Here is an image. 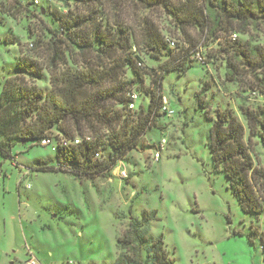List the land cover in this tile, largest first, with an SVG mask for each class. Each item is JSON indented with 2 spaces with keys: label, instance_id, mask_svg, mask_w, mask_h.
Returning <instances> with one entry per match:
<instances>
[{
  "label": "trees",
  "instance_id": "obj_1",
  "mask_svg": "<svg viewBox=\"0 0 264 264\" xmlns=\"http://www.w3.org/2000/svg\"><path fill=\"white\" fill-rule=\"evenodd\" d=\"M13 1V9L19 11L22 2ZM71 1L73 7L66 12L52 13L51 21L57 25L50 39L36 37L29 54L19 47L16 72L1 82L3 157L15 161L11 149L17 143L32 140L46 146L41 141L50 139L54 156L34 160L29 169L87 178L113 174L129 152L143 145L149 129L157 128L164 136L157 119L169 117L162 110L161 91L167 72H184L194 62L207 66L206 46L214 42L221 44L225 57V79L246 85L251 95L264 92V42L241 38L252 28H264V0ZM165 20L164 29L178 33L182 41L163 32ZM141 49L157 61L156 66L147 69L141 64L137 55ZM46 73L48 89L35 84L44 81ZM146 73L152 78L147 86ZM144 94L149 95L146 105L141 101ZM195 98L203 108L200 93ZM238 110L239 114L218 108L207 116L211 159L225 174L241 210L260 217L264 162L252 146L260 143L264 155V95L251 103L243 97ZM148 223V218L130 221L117 239L115 264H172L163 236L151 235L144 226ZM254 237L264 253V226L251 228L250 239Z\"/></svg>",
  "mask_w": 264,
  "mask_h": 264
},
{
  "label": "rangeland",
  "instance_id": "obj_2",
  "mask_svg": "<svg viewBox=\"0 0 264 264\" xmlns=\"http://www.w3.org/2000/svg\"><path fill=\"white\" fill-rule=\"evenodd\" d=\"M20 1L16 11L13 0H0V91L3 78L16 72L19 47L29 54L36 37L50 39L57 25L52 13L73 7L71 0ZM167 25L161 22L163 32L182 41L164 29ZM241 38L262 43L264 28H252ZM220 48L217 42L206 46L207 66L194 62L184 72H167L161 91L172 112L157 119L166 143L160 149L161 131L149 129L143 145L113 174L87 178L29 169L34 160L54 156L53 145L32 140L12 147L15 161L0 154V264H27L29 253L40 264H115L117 239L131 220L143 218L151 235L163 236L172 264H264L258 238L250 239L252 227L263 228L264 215L242 211L225 174L214 167L207 117L226 107L239 114L243 97L256 102L264 92L251 95L246 85L227 81ZM137 55L147 69L156 66L146 50ZM145 78V86L151 85V75ZM35 84L48 89V74ZM148 100V94L141 95L143 104ZM252 148L264 162L262 145Z\"/></svg>",
  "mask_w": 264,
  "mask_h": 264
},
{
  "label": "built area",
  "instance_id": "obj_3",
  "mask_svg": "<svg viewBox=\"0 0 264 264\" xmlns=\"http://www.w3.org/2000/svg\"><path fill=\"white\" fill-rule=\"evenodd\" d=\"M233 37H235V34H233ZM136 94H133L132 95V98H134V99H136ZM168 104H167V101H166V99L164 98L163 99V105H162V110L163 111H165L166 113H171L172 111L168 108V106H167ZM130 107H133V103H131L130 105H129ZM78 140H75V142H77ZM51 142H50V139H43L42 141H41V144H43V145H49ZM166 143V140H165V138L163 137L162 139H161V141H160V149H162V147L164 146V144ZM155 156L156 157H159V152H157L156 154H155ZM118 167V170H120L119 169V167H120V164H118L116 167H115V169ZM114 169V170H115ZM122 172H120V174L122 175V177H126L127 176V174L125 173V171L122 169L121 170ZM27 264H40L39 263V261L37 260V258L35 257V255H33L32 253H29V257L27 258Z\"/></svg>",
  "mask_w": 264,
  "mask_h": 264
}]
</instances>
